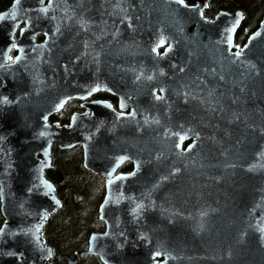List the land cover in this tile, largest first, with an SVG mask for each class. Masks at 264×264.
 Wrapping results in <instances>:
<instances>
[{"label":"water","instance_id":"95a60500","mask_svg":"<svg viewBox=\"0 0 264 264\" xmlns=\"http://www.w3.org/2000/svg\"><path fill=\"white\" fill-rule=\"evenodd\" d=\"M0 17V264L39 263L42 225L61 206L45 176L51 149L77 144L95 173L135 161L99 206L106 230L89 252L105 263L264 264V18L230 53L239 16L208 22L179 0H12ZM215 28L217 44L200 45ZM159 41L185 79L160 99L137 94L144 116L147 100L163 113L152 127L46 122L83 85L103 87L115 48L127 68L152 62ZM82 49L88 77L76 81Z\"/></svg>","mask_w":264,"mask_h":264},{"label":"flooded vegetation","instance_id":"af4514ba","mask_svg":"<svg viewBox=\"0 0 264 264\" xmlns=\"http://www.w3.org/2000/svg\"><path fill=\"white\" fill-rule=\"evenodd\" d=\"M183 4L195 9L201 18L208 22L216 21L218 15L235 16L237 14L239 16V23L232 36L231 48L228 49L230 53H235L243 47L249 35L259 28L264 18V0H183ZM224 24L220 28H223ZM216 30V28L212 30L209 36L203 34L200 39L204 41L208 38L213 41L211 44L216 45L218 42ZM42 38L43 34L36 36L38 41ZM204 43L205 41L199 42L200 45ZM168 48L169 43L159 41L154 47L155 51L148 49L152 62L142 65L132 64V67L127 68L121 67V57H118L120 52L115 48V59H110L109 64L105 66L108 78L103 87L90 91L89 86L83 85V89L78 91L77 95L69 97L61 109L49 114L46 122L70 127L74 120H78L77 122L83 126L89 118L91 119L90 116L96 115L101 127L134 129L141 126L143 120L148 127H152L154 119L162 118L163 113L153 115L152 100L150 102L147 100V111L144 116L141 112L142 107L136 104L137 94L150 96V98L160 97L167 84L173 85L176 84V79H185V74L182 72L183 66L179 61L168 63L162 60ZM86 54L88 53L82 49L81 57L71 59V78L76 81L79 76L81 80L88 77ZM225 54L226 51L222 52V55ZM15 55L16 51L12 47L10 56L13 59ZM76 61H79L77 67L74 66ZM123 69L126 71L123 72ZM187 143L190 141L182 142L180 147H185ZM124 154L126 153L123 152L121 156ZM73 156L79 158L77 169L67 170V165L71 167L70 162ZM126 156L124 155L119 163H108L109 168L105 169L104 173H95L83 165L82 145L77 144L67 149L52 147V166L45 170V176L54 183L55 193L61 206L50 213L42 225L40 251L43 256L40 257L39 263L34 264H107L100 259L99 255L89 252L90 237L93 233H102L106 230L105 221L99 217V206L106 194L107 184L119 175L131 174L134 171V159ZM58 172L62 175L61 182L57 181ZM92 178L99 179L101 200L96 207L97 215L90 218L84 215L85 210L69 206L68 202L70 199L73 202L81 200L84 202L86 192L82 190V185L90 182ZM75 193L79 195V198L75 197Z\"/></svg>","mask_w":264,"mask_h":264},{"label":"rangeland","instance_id":"374dc122","mask_svg":"<svg viewBox=\"0 0 264 264\" xmlns=\"http://www.w3.org/2000/svg\"><path fill=\"white\" fill-rule=\"evenodd\" d=\"M78 159H79L78 157L73 156L70 162L71 167L67 165V170L77 169L76 165L78 164ZM71 174L72 172L70 173V175ZM99 184H100L99 179H94V178H92V180L88 182L87 184H83L82 190L86 192V198L84 202L82 200L73 202L72 199H70V201L68 202L69 206L72 205L74 208H78V209L82 208L83 210H85L84 215L90 218H93L94 216H96L97 215L96 207L99 201L101 200L100 189L98 188Z\"/></svg>","mask_w":264,"mask_h":264},{"label":"trees","instance_id":"16d2710c","mask_svg":"<svg viewBox=\"0 0 264 264\" xmlns=\"http://www.w3.org/2000/svg\"><path fill=\"white\" fill-rule=\"evenodd\" d=\"M11 2L12 0H0V11L6 9L11 4ZM1 222H2V216L0 215V224Z\"/></svg>","mask_w":264,"mask_h":264},{"label":"snow or ice","instance_id":"6c2138e0","mask_svg":"<svg viewBox=\"0 0 264 264\" xmlns=\"http://www.w3.org/2000/svg\"><path fill=\"white\" fill-rule=\"evenodd\" d=\"M17 2H18V0H17ZM179 2L182 3L183 0H179ZM45 11H46V10H45ZM11 15H12L13 18H15V16H16L15 13H12ZM0 19H3V17H0ZM236 23L238 24V23H239V20H237ZM229 40H231V37H229ZM161 43H163V41H161ZM13 46H15V45H13ZM154 51H155V49H154ZM157 99H160V97H157ZM182 139H183V137H181V140H182ZM177 146L179 147L180 145L178 144ZM49 190H51V186H49Z\"/></svg>","mask_w":264,"mask_h":264}]
</instances>
